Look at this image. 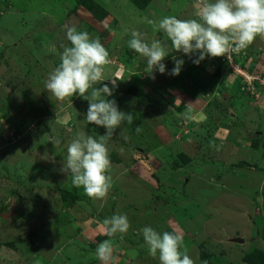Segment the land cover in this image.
Instances as JSON below:
<instances>
[{
  "label": "rangeland",
  "instance_id": "rangeland-1",
  "mask_svg": "<svg viewBox=\"0 0 264 264\" xmlns=\"http://www.w3.org/2000/svg\"><path fill=\"white\" fill-rule=\"evenodd\" d=\"M198 7V0H0V264H101L102 221L119 213L130 227L111 238L110 264H159L144 226L180 233L195 264H264V36L199 65L173 51L154 79L127 46L133 29L149 42L166 40L144 17L194 18ZM65 26L100 39L110 60L104 76L116 81L108 99L133 117L107 140L112 186L102 199L60 172L73 137L105 133L85 121L87 100H59L44 87L68 43ZM173 56L185 61L177 76L167 74Z\"/></svg>",
  "mask_w": 264,
  "mask_h": 264
},
{
  "label": "clouds",
  "instance_id": "clouds-1",
  "mask_svg": "<svg viewBox=\"0 0 264 264\" xmlns=\"http://www.w3.org/2000/svg\"><path fill=\"white\" fill-rule=\"evenodd\" d=\"M199 7L194 18L181 19L166 15L159 20L144 17L153 30L163 32L166 40L146 38V33L133 29L127 46L146 63L147 73L165 74V57L173 51L187 56L194 65L206 58L226 56L246 49L257 36H264V0H198ZM65 38L59 53V64L45 80L44 87L55 98L63 100L74 94L88 101L84 119L87 123L102 126L103 135L80 134L66 145L61 173L71 177L76 188L93 199L104 198L112 186L108 174L111 165L107 140L114 130L133 117L120 110L113 96L116 81L106 79L104 66L109 60V52L98 37L74 26H65ZM171 51L169 50V44ZM173 67L167 70L171 76L179 75L184 65L183 58L172 57ZM108 81L100 87L97 82ZM111 85V87H110ZM185 119H192L185 112ZM61 145V139H55ZM47 158V157H44ZM103 231L108 237L101 241L95 256L101 264L113 260L112 237L127 233L130 223L126 214L119 213L102 221ZM182 231V230H181ZM149 255L156 257L159 264H195V261L182 250L183 237L175 231L159 232L151 226L140 229Z\"/></svg>",
  "mask_w": 264,
  "mask_h": 264
},
{
  "label": "water",
  "instance_id": "water-1",
  "mask_svg": "<svg viewBox=\"0 0 264 264\" xmlns=\"http://www.w3.org/2000/svg\"><path fill=\"white\" fill-rule=\"evenodd\" d=\"M230 242L233 244H242L243 243L242 240H239V239H234V240H231Z\"/></svg>",
  "mask_w": 264,
  "mask_h": 264
}]
</instances>
